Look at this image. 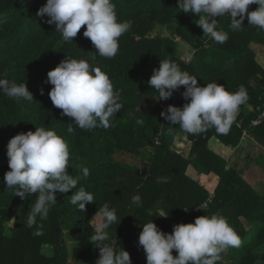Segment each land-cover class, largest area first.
Here are the masks:
<instances>
[{
	"label": "trees",
	"instance_id": "trees-1",
	"mask_svg": "<svg viewBox=\"0 0 264 264\" xmlns=\"http://www.w3.org/2000/svg\"><path fill=\"white\" fill-rule=\"evenodd\" d=\"M118 19L130 23L129 30L119 38L118 53L112 58L100 57L83 33L82 27L73 41L65 42L55 25L40 18L38 10L47 0H0V74L17 83H26L33 101L19 103L0 94V264H95L100 249L68 246L67 232L72 240L89 241L97 222L99 207L108 203L116 208L117 222L108 229L109 241L124 248L131 264H147L146 253L139 245L142 224L153 222L170 233L183 216V222L194 223L204 215L226 216L241 238L238 248H229L218 264H264V183L257 190L244 177L243 167L253 164L248 154L242 164L237 151L249 142L264 148V66L253 49V42L264 45V30L248 25L239 31L230 28V18L217 17L220 27L228 32V40L215 43L204 36L194 21L199 17L178 10V0H113ZM259 6L252 4L249 11ZM239 19V17H237ZM158 25L167 26L173 37L155 34ZM176 37V38H175ZM182 37L194 49V59L186 61L178 54ZM96 56L114 83L122 107L107 129L88 131L69 124L74 118L62 116V109L53 105L48 93L53 85L46 83L47 74L68 58ZM171 59L182 70L197 76L198 86L217 81L229 91L244 86L248 100L241 105L226 135L209 128L200 134L184 133L172 125L161 112L169 105L183 107L186 101L181 86L167 100H159L158 92L147 83L160 60ZM43 89V94L41 90ZM142 121V123H138ZM37 127L53 129L69 145L67 171L80 175L78 186L94 194V202L86 211L70 203L77 190H57V204L44 220L27 227V215L37 194L15 196L7 189L4 177L10 170L7 145L11 138ZM213 140L235 149L229 157L212 145ZM151 149L150 154L146 151ZM118 155L141 157V165L118 160ZM89 169L87 178L82 169ZM168 177V183H158ZM139 194L142 206L132 204ZM214 194L213 202L201 209ZM159 210V211H158ZM163 213L167 217H160ZM121 221V222H120ZM120 223V224H119ZM42 225V227H40ZM40 231L41 235H34ZM91 241V240H90ZM173 256L178 252L174 249Z\"/></svg>",
	"mask_w": 264,
	"mask_h": 264
},
{
	"label": "clouds",
	"instance_id": "clouds-1",
	"mask_svg": "<svg viewBox=\"0 0 264 264\" xmlns=\"http://www.w3.org/2000/svg\"><path fill=\"white\" fill-rule=\"evenodd\" d=\"M252 4L259 7L249 11ZM178 5L179 11L199 17L194 23L215 43L223 44L228 40V32L220 27L217 17H229L233 31L242 29L245 18L248 25L264 30V0H178ZM36 15L49 17L46 22L55 25V32H59L65 42L73 41L86 26L84 37L91 40L95 53L104 58H112L118 53L119 38L130 28L128 21L118 19L113 0H47ZM183 47L188 59H194L196 49L188 44ZM7 75L0 74V94L18 103L33 101L26 83H17ZM47 77L46 83L54 86L48 93L53 105L62 109V116L74 118L68 132L74 130L73 124L88 131L98 127L107 129L122 107L113 81L98 66L96 56L88 59L68 56L50 70ZM147 83L158 92L159 100L171 98L181 86L186 88L182 95L189 102L182 108L169 105L161 116L172 125L178 124L187 134H200L209 128H215L217 134H228L240 106L248 100L244 86L236 91L227 90L217 81L198 86L197 76L182 70L171 59L160 60L159 68L153 70ZM7 149L10 170L4 177L6 188L13 189L15 196L22 198L26 194H37L28 211L27 227L36 225L38 217L40 220L47 218L51 207L57 204V190L66 193L76 188L70 203L82 212L86 211L88 203L94 202L92 192L83 186L77 187L80 175L68 173L69 145L55 130L36 126L35 132L29 130L11 138ZM89 174V169L84 167L82 176L87 178ZM168 179L158 177L157 182L168 183ZM131 202L142 206L139 194L133 195ZM157 216L168 215L161 213ZM95 218L94 234L89 238L100 249L95 264H131L129 252L116 246V238L107 242L110 239L108 229L118 219L116 208L105 203L99 207ZM142 228L139 245L146 253L147 264H218L229 248L241 245L235 228L218 212L197 217L194 223L177 224L172 233L162 231L153 219L142 224ZM41 234L40 231L34 233ZM174 249L178 252L175 257L172 254Z\"/></svg>",
	"mask_w": 264,
	"mask_h": 264
},
{
	"label": "rangeland",
	"instance_id": "rangeland-1",
	"mask_svg": "<svg viewBox=\"0 0 264 264\" xmlns=\"http://www.w3.org/2000/svg\"><path fill=\"white\" fill-rule=\"evenodd\" d=\"M155 34H160L163 36L167 37H173V31L169 29L167 26L163 25H158L155 30ZM176 38V37H175ZM180 42V47L178 50V54L181 58L185 59L186 61H189L188 56L186 54V49L183 47L184 44H188L187 41H185L182 37L177 39ZM253 49L255 50L259 62L264 66V45L258 44L257 42H253ZM191 46V45H190ZM191 48H193L191 46ZM244 144L240 149H238L237 154H238V159L239 161L243 164L246 159L248 154L251 155L253 158V164H250L248 167L246 165L243 167L244 169V177L251 183L254 184L256 189L259 190L264 183V148L260 144H255L254 146L250 144L248 141L243 142ZM212 145L218 151L219 153L223 154L225 153L227 157H229L231 154L234 153L235 149L231 147H224L220 142L213 140ZM152 152L151 149H148L146 151V154H150ZM118 160L123 161L124 163H128L130 165H141V157H133V156H128V155H118ZM66 238L69 239V234L67 232ZM71 239V238H70ZM69 239V240H70ZM72 240V239H71ZM82 242V241H80ZM69 248H72L73 244L72 242H69ZM91 242L86 241L82 242L81 245L87 246ZM74 247V246H73ZM71 264H79L77 263L76 260L72 259Z\"/></svg>",
	"mask_w": 264,
	"mask_h": 264
},
{
	"label": "built area",
	"instance_id": "built-area-1",
	"mask_svg": "<svg viewBox=\"0 0 264 264\" xmlns=\"http://www.w3.org/2000/svg\"><path fill=\"white\" fill-rule=\"evenodd\" d=\"M260 118H264V111L261 114ZM213 198H214V194H211L210 199L202 206L203 208H201V209L206 208L210 203H212L213 202ZM185 209H187V210H184V214H183V216H181L179 218L178 224L183 223L187 219L188 215L191 212L188 208H185ZM172 232H173V230L170 231V233H172ZM117 241H118V239L116 238V242Z\"/></svg>",
	"mask_w": 264,
	"mask_h": 264
},
{
	"label": "crops",
	"instance_id": "crops-1",
	"mask_svg": "<svg viewBox=\"0 0 264 264\" xmlns=\"http://www.w3.org/2000/svg\"><path fill=\"white\" fill-rule=\"evenodd\" d=\"M229 148V147H228ZM70 239V238H69ZM69 239H67L68 240V246H69V242H72V244H73V246H78V245H81L82 244V242H80V241H78V240H69ZM91 242V241H90ZM72 246V247H73ZM88 246V245H87ZM70 247V246H69Z\"/></svg>",
	"mask_w": 264,
	"mask_h": 264
}]
</instances>
